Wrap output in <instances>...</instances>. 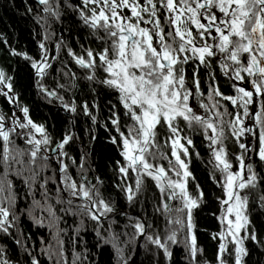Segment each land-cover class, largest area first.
<instances>
[{
    "label": "snow or ice",
    "instance_id": "1",
    "mask_svg": "<svg viewBox=\"0 0 264 264\" xmlns=\"http://www.w3.org/2000/svg\"><path fill=\"white\" fill-rule=\"evenodd\" d=\"M37 3L43 6L45 22L49 17L60 20L62 6L71 9L88 30L90 43H96L95 48L81 45L84 54L78 55L71 47L67 52L84 70L83 79L94 95L93 85L114 94L116 102L109 101L104 125L107 129L110 123L118 134L110 137V143L122 158L115 162L118 179L114 187L130 209L139 204L143 215L118 210L111 196H104L99 177L94 184L87 180L83 173L87 153H81L80 180L70 175L66 161L72 165L77 161L65 146L74 136L65 134L54 141L43 124L31 119L29 108L21 105L14 77L0 69V96L12 108L11 115L0 112V234L11 238L23 257L13 261L0 246V264H99L98 253L106 247L112 249L116 264H129L126 249L139 238L145 247L153 246L157 257L162 253L167 264L173 247L180 246L187 264H198L203 250L197 245L193 210L204 202L205 193L199 184L195 195L189 191L190 180H195L189 168L194 135L207 141L209 178L221 189L216 198L220 230L211 233L219 242L216 262L228 264L231 256L234 264H243L248 254L245 241L260 243L249 228L250 197L264 208V0ZM63 44V40L57 43V54ZM39 48L38 59L15 49L10 54L28 63L39 92L62 100L59 92L43 83L56 57H49L44 43ZM188 65L192 66L191 79ZM201 68L208 74L207 95L201 88ZM216 68L231 81L233 95H225L215 84ZM62 74L68 84L58 83V88L77 87L74 72ZM222 101L230 102L232 110ZM64 107L77 112L74 101ZM80 108L93 125L98 123L95 98ZM121 112L130 121L126 132L121 130ZM229 141L238 151L229 152ZM13 178L21 181L22 190ZM149 179L156 189L150 198L146 195ZM21 198L24 208L19 207ZM149 202L152 223L146 208ZM160 217L163 234L154 222ZM22 218L37 230L46 229L49 237L34 241L24 231ZM89 226L94 235L91 247L84 239Z\"/></svg>",
    "mask_w": 264,
    "mask_h": 264
},
{
    "label": "trees",
    "instance_id": "2",
    "mask_svg": "<svg viewBox=\"0 0 264 264\" xmlns=\"http://www.w3.org/2000/svg\"><path fill=\"white\" fill-rule=\"evenodd\" d=\"M68 2L77 5L79 0H68ZM61 4L63 5V0H61ZM42 9L43 6L38 5L35 0H0V69H3L14 77L16 90L20 93L21 105L29 108L31 119L37 124H43L54 141H60L65 134L74 136V139L69 142V145L65 146L69 155L77 161L75 165H72L70 160L66 161L70 165V175L74 179L80 180L81 170L79 168V161L81 159V153L82 151L87 153L83 169V173L87 176V180L94 184L96 183V177H99L104 182L102 188L104 196H111L118 210L129 211L132 215H143L139 204H136L130 209L123 194L114 187L118 179L115 172V162L122 158L116 146L110 143V137L118 134L110 123L107 129L104 126L109 116L107 105L109 101L113 103L116 102L114 94L102 86L93 85L92 87L96 88V93L94 95L89 83L83 79L85 75L84 70L81 71L78 69L67 52L68 47H71L75 53L80 55L84 54L81 52V45L85 48L89 46L95 48L97 45L94 41L90 43L91 37L89 36L88 30L82 26L78 17L71 9L62 6L61 11L63 15L60 20L49 17L47 22L41 19L46 15ZM45 36L48 38L45 39ZM61 40L64 41V44L59 50V53L57 54V51H54L52 52V56H57V58H59L58 64H60V62L66 64L65 71L70 70L76 74L77 87L70 90L63 89L64 92L60 89L59 96L63 99L56 98L58 102L55 104L46 99L45 95L36 88L33 70L28 63L19 57L12 56L10 50L15 49L16 51L27 52L34 58H39L41 51L39 48L40 43H44L48 49L49 47L53 48V46L57 45ZM61 58H64L65 61L61 60ZM200 77L202 80L209 82L208 74L203 73V71H200ZM51 78H53L56 83H54L55 86H57L58 83L68 84V79L61 73H54L51 75ZM217 79L220 89L228 92L231 86L227 80L223 76H218ZM43 83L46 84L45 81H43ZM94 98L99 104L98 113L93 110L94 113L97 114L98 123L96 125H93L92 121L83 115L80 108L85 101H88L91 105ZM73 101L77 105V112L75 114L70 113V111L64 107V105H71ZM11 111V106L4 97L0 96V112L11 115ZM74 115L75 120L73 122L71 116ZM124 120H126V118L123 117L121 112V124L124 123ZM121 130L127 131L125 126H121ZM93 137H95V139H93ZM192 138L194 140L195 149H190L191 158L189 168L195 180H190L189 191L195 195V185L199 184L205 193L204 202L201 203L199 208L193 210L197 245L203 250L202 253L198 255L197 259L198 264H217L216 254L219 242L212 239L211 233L220 230V223L218 220L220 208L219 201L216 198L221 195V189L209 178L211 166L208 165L209 151L206 141L202 140L201 135H194ZM251 142L255 143L254 140H251ZM17 143L21 142L17 141ZM21 146L23 145L21 144ZM52 147H55V144H53ZM197 152L199 153V157L196 156ZM231 152H234V149L231 150L230 153ZM233 161L236 163L234 159ZM162 163L167 166V161H162ZM51 167L55 168V163H53ZM257 170L261 171L258 164ZM48 175H51L50 171ZM261 175H264V171H261ZM13 180L17 189L22 190L23 185L21 181L15 178H13ZM132 182V180H129V183ZM146 185L148 189L146 195L150 198L156 189L150 179L146 180ZM261 187H264V185ZM22 196L23 193L21 191V197ZM144 198L143 196L141 197L142 200ZM19 207H26V202L23 198L19 201ZM146 208L149 222L152 223V202L147 203ZM247 214L251 221L249 228L255 231L260 243L250 239L245 241L244 246L248 254L243 257V264H264V208H261L260 204L250 197ZM22 219L24 231L32 234L34 241L38 242L41 236L45 238L49 237L46 229L37 230L32 227L31 221L26 218ZM117 219H119L121 223L124 222L123 217H117ZM68 222L71 224L72 218H69ZM154 222L161 229V234H163V218L160 217ZM90 228L91 226H89V231L84 236V239L88 241L91 247L94 235ZM128 231L131 235L132 230L129 229ZM138 241L139 239L128 245L126 249V256L128 258L136 251V243ZM141 244L143 246L141 251H138V264H167L162 253L157 257L153 246L147 245V247H145L144 241ZM0 246L7 249L8 257L11 260L16 261L23 259L21 250L15 245L11 238L4 237L0 234ZM92 250L94 252L96 251L94 248ZM172 252L173 256L170 264H187L182 246L173 247ZM98 256L99 264H116L113 251L110 247L102 249L98 253Z\"/></svg>",
    "mask_w": 264,
    "mask_h": 264
},
{
    "label": "flooded vegetation",
    "instance_id": "3",
    "mask_svg": "<svg viewBox=\"0 0 264 264\" xmlns=\"http://www.w3.org/2000/svg\"><path fill=\"white\" fill-rule=\"evenodd\" d=\"M35 1H37V0H35ZM42 11H43V9H42ZM54 44H55V43H54ZM47 50H48V55H49V57H50V58H51V57H56V59L53 60V61H51L52 64H53V68H52V70H51V74L48 75V76L46 77V79L44 80L45 83H46L45 85H46L50 90H55V91H57V92H60V91H59L60 88H57V86H55L56 83L54 82L53 78H51V75L54 74V73H55V74L58 73V72L56 71V70H58V69L62 70L61 72H59V73L62 74V72L65 71V68H66L65 66H66V64H65V63H61V62H60V64H58V59H59V58H57V56H52V52L57 51L56 45H54L53 48L49 47ZM68 57H69V56H68ZM69 58H70V57H69ZM37 59H38V58H37ZM61 60H64V61H65L64 58H61ZM77 67H78L79 70L83 71L82 69L79 68V66H77ZM200 71H203V73L207 74V71H206L205 69H203V68H201ZM215 72H216V81H215V84L219 86V83H218V81H217V80H218L217 78H218V76H223V75L219 72L218 68L215 69ZM199 74H200V73H199ZM62 75H63V74H62ZM191 75H192V66H191V65H188V66H187V76H188L189 79H191ZM223 77H224V76H223ZM200 78H201V77H200ZM224 78L227 80L226 77H224ZM227 82H228V83L230 84V86H231V81L227 80ZM54 83H55V84H54ZM208 83H209V82H206L205 80H202V78H201V88H202V91H204L205 95H207ZM219 88H220V87H219ZM220 90H221V92H223L225 95H233V94H234L233 89H232V86L230 87V90H229L228 92H225V91H223L222 89H220ZM62 92H64L63 89H62ZM45 97H46V99H48L50 102H54L55 104H57L56 102H58V101L56 100L55 97H48V96H46V95H45ZM192 103L195 104V101H192ZM222 103L225 104L226 106H228V108H229L230 111L232 110V109H231L230 102L222 101ZM62 107H63V106H62ZM65 109H66V108H65ZM201 111H202V110H201ZM66 113H67V112H66ZM70 113H71V112H70ZM74 114H75V113H74ZM69 116H70V114H69ZM71 118L73 119V122H74V120H75V115H74V116H71ZM126 123H130V121L124 120V123L121 124V126H125ZM246 123H249V122L246 121ZM249 126H251L250 123H249ZM247 139L250 140L251 138L248 137ZM254 141H255V140H254ZM206 144H207V141H206ZM228 149H229V152H230L231 150H233V149H234V152H235V151H238V149H236V148L232 145L231 141L228 142ZM232 162H233L234 167H236V166H237L236 163H234V161H232Z\"/></svg>",
    "mask_w": 264,
    "mask_h": 264
},
{
    "label": "rangeland",
    "instance_id": "4",
    "mask_svg": "<svg viewBox=\"0 0 264 264\" xmlns=\"http://www.w3.org/2000/svg\"><path fill=\"white\" fill-rule=\"evenodd\" d=\"M17 115L20 116L22 118L23 114L22 113H19L17 112ZM144 241L143 238H139V241L136 243V251H134V254H132L131 257H129V263L130 264H138L139 263V252L141 251L142 249V242ZM145 242V241H144ZM139 251V252H138ZM228 259V264H234V257H227Z\"/></svg>",
    "mask_w": 264,
    "mask_h": 264
},
{
    "label": "water",
    "instance_id": "5",
    "mask_svg": "<svg viewBox=\"0 0 264 264\" xmlns=\"http://www.w3.org/2000/svg\"><path fill=\"white\" fill-rule=\"evenodd\" d=\"M68 113V112H67Z\"/></svg>",
    "mask_w": 264,
    "mask_h": 264
}]
</instances>
